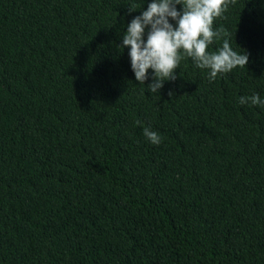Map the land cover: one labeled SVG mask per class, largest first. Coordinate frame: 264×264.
Here are the masks:
<instances>
[{
    "label": "trees",
    "instance_id": "16d2710c",
    "mask_svg": "<svg viewBox=\"0 0 264 264\" xmlns=\"http://www.w3.org/2000/svg\"><path fill=\"white\" fill-rule=\"evenodd\" d=\"M151 2L0 0V264H264V0L214 21L247 66L159 93L118 48Z\"/></svg>",
    "mask_w": 264,
    "mask_h": 264
},
{
    "label": "clouds",
    "instance_id": "9594fccd",
    "mask_svg": "<svg viewBox=\"0 0 264 264\" xmlns=\"http://www.w3.org/2000/svg\"><path fill=\"white\" fill-rule=\"evenodd\" d=\"M230 3L234 0H152L141 15L126 25L122 44L118 45L121 52L129 48L136 81L145 85L151 69L152 82L147 84V90L159 93L165 81L176 79V69L185 58H191L197 68L207 69L210 82L215 81L219 74L247 66L249 54L233 49L226 29L214 28V21L223 16ZM177 5H182V10H178ZM128 6L129 12L141 8L133 4ZM170 18L175 24L170 22ZM221 40V46L209 50L213 43ZM239 103L264 108V99L258 93L240 96ZM136 123L139 125L141 122ZM143 135L154 145L162 143L160 134L149 126L143 128Z\"/></svg>",
    "mask_w": 264,
    "mask_h": 264
}]
</instances>
